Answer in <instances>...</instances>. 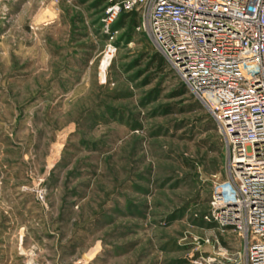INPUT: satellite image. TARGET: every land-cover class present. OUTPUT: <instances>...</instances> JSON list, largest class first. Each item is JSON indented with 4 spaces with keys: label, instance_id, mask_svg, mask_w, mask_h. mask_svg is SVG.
Masks as SVG:
<instances>
[{
    "label": "rangeland",
    "instance_id": "obj_1",
    "mask_svg": "<svg viewBox=\"0 0 264 264\" xmlns=\"http://www.w3.org/2000/svg\"><path fill=\"white\" fill-rule=\"evenodd\" d=\"M106 8L0 0V264L244 261L204 221L229 180L214 120Z\"/></svg>",
    "mask_w": 264,
    "mask_h": 264
},
{
    "label": "built area",
    "instance_id": "obj_2",
    "mask_svg": "<svg viewBox=\"0 0 264 264\" xmlns=\"http://www.w3.org/2000/svg\"><path fill=\"white\" fill-rule=\"evenodd\" d=\"M133 13L223 138L229 180L204 221L242 238L233 264H264V0H108L106 30Z\"/></svg>",
    "mask_w": 264,
    "mask_h": 264
},
{
    "label": "trees",
    "instance_id": "obj_3",
    "mask_svg": "<svg viewBox=\"0 0 264 264\" xmlns=\"http://www.w3.org/2000/svg\"><path fill=\"white\" fill-rule=\"evenodd\" d=\"M108 0H102V2H107ZM128 18H130L132 21H136V17L139 20V15L137 13H133V14H125ZM132 17H134L132 19ZM138 23V22H137ZM139 24V23H138ZM151 62L153 64V66H155L156 70H158L159 72L163 73L166 69L165 67V60L163 58H161L159 55H154L152 58H151Z\"/></svg>",
    "mask_w": 264,
    "mask_h": 264
},
{
    "label": "bare ground",
    "instance_id": "obj_4",
    "mask_svg": "<svg viewBox=\"0 0 264 264\" xmlns=\"http://www.w3.org/2000/svg\"><path fill=\"white\" fill-rule=\"evenodd\" d=\"M112 58H113V54H112V53H110V54L107 56V58H106V60H105V62H104V65H103V66H105L106 64H108V62H110Z\"/></svg>",
    "mask_w": 264,
    "mask_h": 264
}]
</instances>
